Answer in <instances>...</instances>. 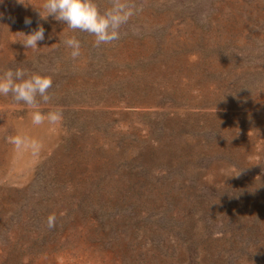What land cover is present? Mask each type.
<instances>
[{"label": "trees", "instance_id": "trees-1", "mask_svg": "<svg viewBox=\"0 0 264 264\" xmlns=\"http://www.w3.org/2000/svg\"><path fill=\"white\" fill-rule=\"evenodd\" d=\"M111 2L96 0L101 11ZM199 6L203 9L201 0H184L170 11L152 2L141 12L160 17L165 11L169 18L168 11L171 18L196 21ZM142 20L136 15L128 25ZM71 36L81 41V55L73 59L64 39L60 40L44 65L52 70V99L41 104L62 112V125L70 134L67 150L110 129L105 112L84 108L109 105L110 98L124 94L126 84L121 74H113L119 65L109 53L111 44L96 48L94 37L87 33L76 31ZM164 36L163 26H158L152 35L157 39L155 49L138 66L166 65L169 54L161 51V41L157 44ZM200 44L195 67L203 82L214 88V99L204 106L245 109L264 87L263 65L253 67L226 45L208 39ZM155 114L156 119L145 123L142 143L121 139L117 141L120 150L109 154L108 147H96L103 163L95 173L75 179L70 169L64 174L43 171L29 188L18 192L21 197L11 221L17 239L24 233L30 244L21 251L16 241V264H23L24 252H29L31 263L58 245L67 232L81 234L86 227L102 233L109 243L124 244L133 264H202L201 250H208V257L213 254L212 264H236L243 258L264 264V122L255 125L251 120L260 116L245 114L240 125H227L224 130L206 120L210 115L221 117L216 113H197L194 120L183 119L171 126L163 114ZM228 115L240 118L222 114ZM247 130L258 139L260 155L254 169L243 171L230 153L219 152L225 154L231 147L233 133L243 136ZM215 160L230 165L239 180L221 187L201 186L202 168ZM49 218H54L52 227ZM76 221L80 225L73 227ZM215 242L222 246L209 252Z\"/></svg>", "mask_w": 264, "mask_h": 264}, {"label": "rangeland", "instance_id": "rangeland-1", "mask_svg": "<svg viewBox=\"0 0 264 264\" xmlns=\"http://www.w3.org/2000/svg\"><path fill=\"white\" fill-rule=\"evenodd\" d=\"M182 1L184 0H129L141 11L152 2L162 6V10L169 7L171 11ZM201 1L204 10L200 6L196 9V14L199 15L196 21L189 20L188 17L182 20L171 18L167 10L169 18L165 11L164 16L159 17L145 10L138 14L142 21L133 26L122 27L121 39L110 45L109 53L115 56V62L119 65L113 74H121L126 81L124 94L110 98L109 105L84 108L105 112L110 129L104 135L98 133L94 138L83 139L75 149L65 148L70 134L66 132L62 121L55 124L45 121L41 125H34L31 108L15 103L11 95L0 96V264H16V241L20 243L18 247L21 251L28 249L29 236L21 233L17 235V239L16 225L11 221V216L21 197L18 192L29 188L41 172L53 170L64 174L70 169V177L75 179H83L84 176L95 173L103 163L96 147H108L109 154L120 150L117 141L121 139L142 143L144 134L147 133L145 123L149 119H156L158 115L155 113L163 114L169 126L183 119L194 120L197 113L200 116L203 113L220 114L221 117L210 115L206 120L224 130L227 125H240L245 114L260 116L258 119H251L255 125L264 122V87L255 92L253 102L245 109H211L204 105L214 99L213 85L205 82L207 80L203 82L195 67V60L199 58L196 47L205 39L232 48V53L240 54L253 67L258 63L264 67V0ZM43 3L44 0H0V72L22 67L29 72L51 77L52 70H45V62L60 40L69 37L73 31L52 17L41 19L44 16ZM205 13L208 14V20H204ZM26 17L32 20L30 28L24 24ZM38 24L45 29V40L38 42L39 49H25L21 45L23 37L20 33L27 34ZM158 26H163L165 30L164 38L158 40L157 44L161 41V51L169 54L166 65L152 68L138 66L137 63L155 49L157 39L152 38V35ZM171 53L175 55L170 57ZM41 110L47 113L55 109L41 106ZM223 113L239 115L240 118L236 116L232 119L229 115L224 117ZM17 132L43 142L44 146L38 157H33L26 151L14 150L8 137ZM232 141L227 152L219 154L228 156L230 153L237 167L243 171L254 169L256 158L260 155L258 139L251 137L247 130L243 136L233 133ZM110 147L113 149L109 150ZM202 169L200 183L204 187H221L239 180L236 172L223 161L215 160ZM70 177L65 180H70ZM76 223L72 226L80 225L77 221ZM61 239L58 245L50 246L49 251L41 258L34 257L31 263L29 252H24L26 257L23 264H133L124 244L109 243L102 233L91 227H86L81 234L73 236L67 232ZM221 246L219 242L212 243L209 252ZM48 252L54 255L53 259L46 257ZM205 252L208 250H201L199 255L201 263L212 264L213 254L208 257L209 254ZM236 264L253 263L243 258Z\"/></svg>", "mask_w": 264, "mask_h": 264}, {"label": "clouds", "instance_id": "clouds-1", "mask_svg": "<svg viewBox=\"0 0 264 264\" xmlns=\"http://www.w3.org/2000/svg\"><path fill=\"white\" fill-rule=\"evenodd\" d=\"M44 16L41 19L52 17L53 20L63 22L67 29L73 32L87 33L94 37L93 46L110 45L121 39L123 26L128 25L130 20L141 11L136 4L129 0H112L109 7L100 10L96 0H44ZM26 27L31 26V18H25ZM23 37L21 45L25 49H39L38 42L45 40V29L37 25L27 34L20 33ZM63 45L70 49L73 59L81 55V41L75 36L66 37ZM52 87V79L49 76L28 69L16 67L8 68L0 72V96L11 95L17 104L22 103L32 109V123L41 125L47 121L55 124L62 120V112L41 110V104H47L52 99L49 89ZM9 142L16 151L29 152L33 157H38L43 149V142L30 135L17 132L8 137ZM53 219L49 218V227L53 226Z\"/></svg>", "mask_w": 264, "mask_h": 264}]
</instances>
